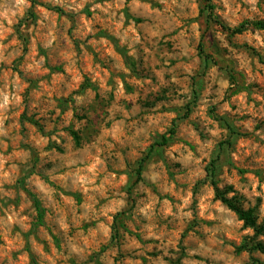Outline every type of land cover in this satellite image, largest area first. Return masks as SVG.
I'll return each instance as SVG.
<instances>
[{
    "label": "rangeland",
    "instance_id": "obj_1",
    "mask_svg": "<svg viewBox=\"0 0 264 264\" xmlns=\"http://www.w3.org/2000/svg\"><path fill=\"white\" fill-rule=\"evenodd\" d=\"M30 4L0 36V90L18 97L0 264H264L243 248L264 232L215 198L264 220V47L232 33L264 22V0Z\"/></svg>",
    "mask_w": 264,
    "mask_h": 264
},
{
    "label": "trees",
    "instance_id": "obj_2",
    "mask_svg": "<svg viewBox=\"0 0 264 264\" xmlns=\"http://www.w3.org/2000/svg\"><path fill=\"white\" fill-rule=\"evenodd\" d=\"M211 7H209L210 9ZM126 16L127 18H129L128 13L126 12ZM134 22H139V19H132ZM255 27L257 29H260L261 31H264V22L262 21H256V22H245L243 24H241L239 27L235 28L232 30L233 34H240L242 32H244L248 27ZM199 50H200V54L203 55L205 57V59H209L207 55H204V52L202 50V45H199ZM87 88H92L94 89V87L91 84L86 83ZM173 127L170 130V135L173 136L174 135V130H175V125H172ZM70 134L73 138V141L75 143V145L78 147L80 146V136L78 135L77 132L75 131H70ZM168 142V139L163 136L162 137V141L161 143L158 144V146H163ZM150 152V151H149ZM146 161V157L143 158L140 163H139V173L141 172L142 169V165L144 164V162ZM210 176L213 178L214 176V171L213 169H211L210 171ZM214 185V183H213ZM215 198L220 200L222 204H224L228 210L232 211L237 219L239 221H241L243 223L244 227L250 228L254 231L255 235H261L264 232V220L262 221V223L258 224L257 222V217L254 214V211L251 209H243L241 207V205H239V203L237 202V200L233 197V198H227L225 196L224 192L219 191L217 188H215ZM35 208L37 209V211H39L38 208V204L35 203ZM243 248H247L251 251H259L262 254H264V244L260 243V242H256L253 245L249 246V245H245Z\"/></svg>",
    "mask_w": 264,
    "mask_h": 264
},
{
    "label": "clouds",
    "instance_id": "obj_3",
    "mask_svg": "<svg viewBox=\"0 0 264 264\" xmlns=\"http://www.w3.org/2000/svg\"><path fill=\"white\" fill-rule=\"evenodd\" d=\"M67 6L71 7L72 4L75 3V0H66ZM135 3H139V0H134ZM176 0H172V4H175ZM251 3L255 5L256 0H251ZM117 4L122 6L120 4V0H117ZM39 7V5H37ZM31 7L30 0H4L3 3H0V36H2L5 25L4 21L11 22V18L16 17L20 11H23L25 8ZM95 8H100L101 5H94ZM251 27V33L254 35V38L257 39L258 43L261 47H264V39H261L262 36H264V33L261 32L260 29H257L255 27ZM52 41H49V44H51ZM5 49V45L3 43H0V55L3 54V51ZM14 87V84H13ZM18 97L13 96L9 93H6L3 90H0V137H7L8 131L5 127V121L9 118L7 115V110L9 109V106L16 100ZM230 110V109H229ZM3 141L0 140V143ZM190 151V150H189ZM4 163V157L0 155V165ZM2 190V189H0ZM234 195V193H228L229 198H231ZM264 207V205H262ZM190 215V213H189ZM226 225L231 226L233 224V221L231 219H227L224 221ZM242 223V222H241Z\"/></svg>",
    "mask_w": 264,
    "mask_h": 264
}]
</instances>
